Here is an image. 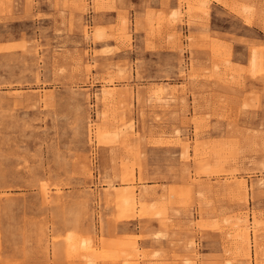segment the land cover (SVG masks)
<instances>
[{"label":"rangeland","instance_id":"rangeland-1","mask_svg":"<svg viewBox=\"0 0 264 264\" xmlns=\"http://www.w3.org/2000/svg\"><path fill=\"white\" fill-rule=\"evenodd\" d=\"M153 225L264 264V0H0V264L167 257Z\"/></svg>","mask_w":264,"mask_h":264},{"label":"crops","instance_id":"crops-1","mask_svg":"<svg viewBox=\"0 0 264 264\" xmlns=\"http://www.w3.org/2000/svg\"><path fill=\"white\" fill-rule=\"evenodd\" d=\"M122 235H143V238H140L138 240V244L140 246L141 249H144L146 251H148L149 253L153 250H163V252H168L170 255L167 257H163V258H148L145 261H140V264H144V263H163L169 261L172 264H174V257L173 254L176 253L177 255L182 254L184 255L187 252V249L184 245V243H182V239L180 237H184V234L181 230H174V229H170L168 231V236L164 237V238H160L157 239V237L151 235V234H147L148 232H157L159 227L158 225H153L152 229L150 228H146V229H141L139 227H131V226H124L122 228ZM201 248L199 247L198 251ZM212 252L210 251H206L204 252V254H210ZM177 262L179 264H182L181 260H177ZM99 264H104L103 262H99Z\"/></svg>","mask_w":264,"mask_h":264}]
</instances>
